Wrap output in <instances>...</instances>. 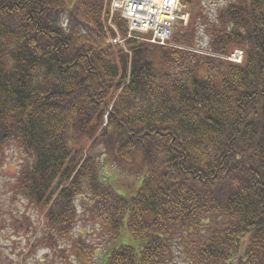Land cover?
<instances>
[{
	"label": "trees",
	"instance_id": "trees-1",
	"mask_svg": "<svg viewBox=\"0 0 264 264\" xmlns=\"http://www.w3.org/2000/svg\"><path fill=\"white\" fill-rule=\"evenodd\" d=\"M109 1L0 0V166L14 144L15 195L41 208L51 247L80 215L115 236L125 226L131 241L109 264L177 249L198 264L238 243L264 264V0H181L190 22L170 45L127 39L128 51L106 41ZM200 31L212 53L241 48L243 61L187 50ZM137 156L128 198L104 159Z\"/></svg>",
	"mask_w": 264,
	"mask_h": 264
},
{
	"label": "rangeland",
	"instance_id": "rangeland-1",
	"mask_svg": "<svg viewBox=\"0 0 264 264\" xmlns=\"http://www.w3.org/2000/svg\"><path fill=\"white\" fill-rule=\"evenodd\" d=\"M66 1L70 5L73 3V0ZM221 2L204 0L208 7L214 8ZM189 22L190 15L185 25L182 22L176 23L174 32L180 27H186ZM198 37L204 42L208 40L203 31H200ZM22 158L16 146L10 143L6 147L4 163L0 166V264H79L78 261H97L103 257L105 249H114L121 243L131 241L125 226L115 236L100 223L93 224L84 215H80L71 234L58 241L56 247H51V240L46 241L41 208L27 203L14 193ZM134 160L132 165L124 167L115 164L112 159H104V173L108 180L112 181L118 193L128 198L137 191L143 175L140 157ZM172 254L179 259H187L184 253L179 254L178 249ZM181 261L177 263L184 264Z\"/></svg>",
	"mask_w": 264,
	"mask_h": 264
},
{
	"label": "built area",
	"instance_id": "built-area-1",
	"mask_svg": "<svg viewBox=\"0 0 264 264\" xmlns=\"http://www.w3.org/2000/svg\"><path fill=\"white\" fill-rule=\"evenodd\" d=\"M111 10L119 11L127 20V37L136 32L147 34L150 42L158 44H167L175 23H186L188 19L180 0H112ZM112 41L121 42L119 38ZM242 57V51L235 49L228 59L240 62Z\"/></svg>",
	"mask_w": 264,
	"mask_h": 264
},
{
	"label": "flooded vegetation",
	"instance_id": "flooded-vegetation-1",
	"mask_svg": "<svg viewBox=\"0 0 264 264\" xmlns=\"http://www.w3.org/2000/svg\"><path fill=\"white\" fill-rule=\"evenodd\" d=\"M245 240V238H242V241ZM112 249H105L103 257L98 259L97 261H78L79 264H109L111 260H108L106 257H109L112 253ZM246 255L245 253V243H238L235 246V250L230 251L229 254L221 255L219 253L216 254V259L214 260H198V264H249V261L242 260V257ZM181 259L175 258V259H163L158 260L157 264H179L177 263ZM181 262H184V264H195V261H188L183 260ZM136 264H155L151 262H143L142 260L136 261Z\"/></svg>",
	"mask_w": 264,
	"mask_h": 264
}]
</instances>
